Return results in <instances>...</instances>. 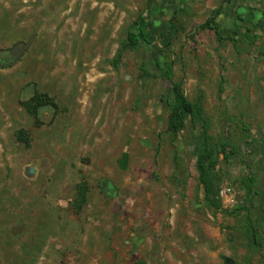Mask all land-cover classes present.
Wrapping results in <instances>:
<instances>
[{"label":"rangeland","instance_id":"1","mask_svg":"<svg viewBox=\"0 0 264 264\" xmlns=\"http://www.w3.org/2000/svg\"><path fill=\"white\" fill-rule=\"evenodd\" d=\"M0 264H264V0H0Z\"/></svg>","mask_w":264,"mask_h":264},{"label":"trees","instance_id":"2","mask_svg":"<svg viewBox=\"0 0 264 264\" xmlns=\"http://www.w3.org/2000/svg\"><path fill=\"white\" fill-rule=\"evenodd\" d=\"M258 13V12H257ZM139 32L140 35L136 33H130L128 39V47H136L140 44L141 40L144 39L148 42L150 36L149 27L152 26L151 23H146L144 19H140ZM202 28H210V24L206 23L202 25ZM164 78L169 83L172 84L173 92V102L171 104V113L169 116L168 129L173 135H178L185 128V121L188 117L195 118L198 114V109L195 104L191 103L183 90L182 83L172 82V72L171 70L164 72ZM52 104V100L47 95H36L31 103L26 105L28 112L34 117L38 116V109L43 106ZM18 138L22 142H26L27 137L24 131L18 134ZM27 146L29 143L26 142ZM202 151L198 156L197 168L200 174L201 183L204 185L206 198L210 201V196L213 192L212 189V179L211 173L216 162L217 156V146L213 143V138L208 134L207 129L203 133V144ZM225 159L229 160L230 155L227 151H224ZM252 182L254 180L252 179ZM99 187L101 191L109 197H115L117 194V189L111 181L108 179H103ZM250 228L252 230V238L256 239V233L254 226L250 222Z\"/></svg>","mask_w":264,"mask_h":264}]
</instances>
